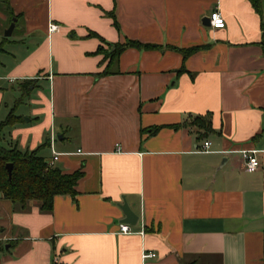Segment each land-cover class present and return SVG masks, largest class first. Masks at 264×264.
Segmentation results:
<instances>
[{
	"label": "crops",
	"instance_id": "0c3cea01",
	"mask_svg": "<svg viewBox=\"0 0 264 264\" xmlns=\"http://www.w3.org/2000/svg\"><path fill=\"white\" fill-rule=\"evenodd\" d=\"M2 1L0 123L19 118L3 135L83 175L50 212L0 195V264H264V0ZM215 9L223 29L203 24ZM126 40L155 48L101 76ZM207 114L205 137L184 126Z\"/></svg>",
	"mask_w": 264,
	"mask_h": 264
},
{
	"label": "trees",
	"instance_id": "16d2710c",
	"mask_svg": "<svg viewBox=\"0 0 264 264\" xmlns=\"http://www.w3.org/2000/svg\"><path fill=\"white\" fill-rule=\"evenodd\" d=\"M255 11L259 12L258 0H249ZM6 6V0L2 1ZM113 25L117 28L113 16ZM264 30V26L261 25ZM89 36L97 37L91 33ZM261 45L264 53V33ZM6 40V39H5ZM101 42H103L101 40ZM128 48L134 49H153L155 46L143 45L138 42L126 40L123 44L109 45L108 52L103 57V62L107 61L101 76H107L112 72V68L119 56ZM195 49L181 50L183 58H186ZM103 47L99 46L96 53H102ZM2 47L0 46V53ZM29 85V83H28ZM26 91L28 90L25 86ZM19 118L14 115L13 110L9 112L3 122L0 123V195L2 198L11 202L18 210H25L28 203L35 201L39 204L42 212H50L53 208V200L56 196L76 195V185L82 177L80 171L71 174H64L57 168H48L43 158L38 155L39 150L33 152H21L15 146H11L10 142H6L3 131L18 123ZM184 126L195 127L202 133L200 138L205 137L211 131L210 115L196 116L188 124ZM177 127V126H174ZM6 142V143H5ZM7 146V147H5ZM44 147V146H42ZM8 165H12L11 177L8 178ZM5 245L0 242V253L5 252ZM13 246L10 244L9 247Z\"/></svg>",
	"mask_w": 264,
	"mask_h": 264
},
{
	"label": "built area",
	"instance_id": "2783aa9c",
	"mask_svg": "<svg viewBox=\"0 0 264 264\" xmlns=\"http://www.w3.org/2000/svg\"><path fill=\"white\" fill-rule=\"evenodd\" d=\"M209 23H210V27H212L214 29H223L225 27L224 19L222 18L218 9H215V11H213L211 13V15L209 17ZM57 30H58V27L56 25L51 24L49 26L48 31L50 33H53V32H56ZM210 146H211L210 142L205 141L202 144L201 152H203V153L209 152ZM241 154H242V157H243L244 162H245L246 171L249 173L256 172L260 166L259 161H258L257 156H256L257 152L256 151H243V152H241ZM57 160H58V154L53 152L51 160L46 163L47 167L53 168V165ZM119 231L122 234H131L130 227L128 225H125V224L119 225Z\"/></svg>",
	"mask_w": 264,
	"mask_h": 264
},
{
	"label": "water",
	"instance_id": "95a60500",
	"mask_svg": "<svg viewBox=\"0 0 264 264\" xmlns=\"http://www.w3.org/2000/svg\"><path fill=\"white\" fill-rule=\"evenodd\" d=\"M203 24L205 26H210L209 18H204ZM13 29H14V22H12L10 26L8 27V29L4 32V37L6 38L10 37ZM6 169H7L8 178L10 179L12 165H8ZM119 208L121 209L123 216H124L122 223L126 225H130V226H135L137 223L138 217L130 210L125 200H123Z\"/></svg>",
	"mask_w": 264,
	"mask_h": 264
},
{
	"label": "rangeland",
	"instance_id": "374dc122",
	"mask_svg": "<svg viewBox=\"0 0 264 264\" xmlns=\"http://www.w3.org/2000/svg\"><path fill=\"white\" fill-rule=\"evenodd\" d=\"M27 44H28V43H27ZM21 108H23V110H22L23 113H26V111H28V107H26V106H25V107H21ZM4 136H5V135H4ZM5 140H6L7 143L9 142V137H8L7 134H6V136H5ZM6 142H5V143H6ZM3 145H4V144H3ZM5 145H6V144H5ZM5 145H4V146H5ZM5 147H7V146H5ZM4 247H5V249L7 248V246H4Z\"/></svg>",
	"mask_w": 264,
	"mask_h": 264
}]
</instances>
